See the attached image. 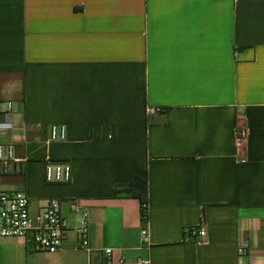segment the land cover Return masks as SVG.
<instances>
[{"label":"crops","instance_id":"1","mask_svg":"<svg viewBox=\"0 0 264 264\" xmlns=\"http://www.w3.org/2000/svg\"><path fill=\"white\" fill-rule=\"evenodd\" d=\"M9 102L0 192L58 200L66 231L56 253L0 238V264H264V0H0Z\"/></svg>","mask_w":264,"mask_h":264},{"label":"built area","instance_id":"2","mask_svg":"<svg viewBox=\"0 0 264 264\" xmlns=\"http://www.w3.org/2000/svg\"><path fill=\"white\" fill-rule=\"evenodd\" d=\"M16 105L7 103L5 110H0V133H6L9 138L0 140V182L9 175L12 163L19 162L15 155V141L12 136L16 131L15 124ZM159 109L148 107L149 115L159 112ZM67 138V129L64 125H53L50 130L51 142H62ZM240 140L246 138V131L239 133ZM72 178V168L67 163L46 161L45 179L49 184L69 183ZM66 221L61 214L58 200L52 199L45 202L36 213L30 209V200L23 190L0 192V238H21L37 252L56 253L63 246ZM188 236L195 241H200L206 236L204 227H193L187 231ZM147 230L142 231V240L145 241ZM87 245L86 234H83V246ZM111 255L112 250L104 251ZM241 260L248 257L246 243H241L238 248ZM138 264H150L148 259L139 260Z\"/></svg>","mask_w":264,"mask_h":264},{"label":"trees","instance_id":"3","mask_svg":"<svg viewBox=\"0 0 264 264\" xmlns=\"http://www.w3.org/2000/svg\"><path fill=\"white\" fill-rule=\"evenodd\" d=\"M126 189H131V185L127 186ZM141 213H142V217L144 218V220H146V218H147V196H145L142 199V210H141Z\"/></svg>","mask_w":264,"mask_h":264}]
</instances>
